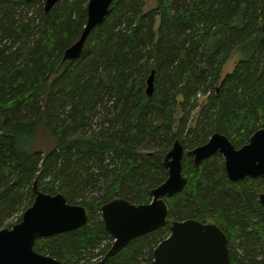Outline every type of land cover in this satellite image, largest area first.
<instances>
[{
	"label": "trees",
	"instance_id": "1",
	"mask_svg": "<svg viewBox=\"0 0 264 264\" xmlns=\"http://www.w3.org/2000/svg\"><path fill=\"white\" fill-rule=\"evenodd\" d=\"M87 3L60 0L45 12L39 1L0 0V230L21 221L36 184L84 207L87 223L37 239L34 251L63 264L100 261L113 243L101 206L150 203L178 140L186 184L165 198L167 224L103 264L151 262L170 224L189 219L221 228L229 264H264V179L232 183L220 154L198 167L187 154L215 133L239 149L264 127V0H155L148 12L145 0H115L81 56L63 61ZM233 54L239 61L222 77ZM199 96L207 102L189 127ZM42 133L46 152L37 145Z\"/></svg>",
	"mask_w": 264,
	"mask_h": 264
},
{
	"label": "water",
	"instance_id": "2",
	"mask_svg": "<svg viewBox=\"0 0 264 264\" xmlns=\"http://www.w3.org/2000/svg\"><path fill=\"white\" fill-rule=\"evenodd\" d=\"M27 1L42 2L44 11L49 12L60 0ZM114 1L88 0L85 27L79 39L64 51L63 61H73L81 56L87 37L103 22ZM262 32L264 36V24ZM146 84V95L151 97L154 92V71ZM217 153L223 159L226 177L230 182L258 177L264 179V127L254 132L247 144L239 149H235L225 136L215 133L207 143L187 152L193 158L194 167ZM183 155L182 143L176 140L163 160L167 179L150 191V203L135 205L116 198L101 206V221L105 231L113 238V244L100 261L91 264H103L132 240L167 224L169 208L165 198L180 193L186 184L181 166ZM33 195V202L23 212L21 221L11 228L0 230V264H63L35 252V241L74 231L87 223L85 208L68 204L62 194H45L34 184ZM258 200L264 215V193L259 195ZM229 263L228 239L221 228L212 223L189 219L173 221L169 236L155 247L152 261L144 264Z\"/></svg>",
	"mask_w": 264,
	"mask_h": 264
},
{
	"label": "rangeland",
	"instance_id": "3",
	"mask_svg": "<svg viewBox=\"0 0 264 264\" xmlns=\"http://www.w3.org/2000/svg\"><path fill=\"white\" fill-rule=\"evenodd\" d=\"M155 7H156L155 0H145V8H144L145 12H148V11L154 9ZM238 61H239V57L237 54L231 55L223 67L222 77H224L226 74L231 73ZM179 100H180V98H179ZM206 102H207V96H199L198 97V101H197L198 108L192 114V119H191V122L189 124V127L194 126L195 121L197 120L199 111L206 104ZM177 116H178V118L180 117L179 112H177ZM49 142H50L49 136L46 133H42L38 138L37 145L40 149H42L43 151L46 152V150L48 149V146H49ZM207 223L215 224V222L212 220H208L206 222V224Z\"/></svg>",
	"mask_w": 264,
	"mask_h": 264
},
{
	"label": "bare ground",
	"instance_id": "4",
	"mask_svg": "<svg viewBox=\"0 0 264 264\" xmlns=\"http://www.w3.org/2000/svg\"><path fill=\"white\" fill-rule=\"evenodd\" d=\"M113 244V243H112Z\"/></svg>",
	"mask_w": 264,
	"mask_h": 264
}]
</instances>
